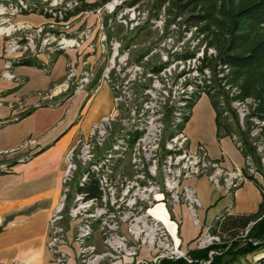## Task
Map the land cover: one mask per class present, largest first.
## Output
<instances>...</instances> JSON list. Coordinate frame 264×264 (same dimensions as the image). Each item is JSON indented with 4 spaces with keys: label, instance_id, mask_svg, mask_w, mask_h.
Here are the masks:
<instances>
[{
    "label": "built area",
    "instance_id": "1",
    "mask_svg": "<svg viewBox=\"0 0 264 264\" xmlns=\"http://www.w3.org/2000/svg\"><path fill=\"white\" fill-rule=\"evenodd\" d=\"M10 8L13 12L20 11L21 8H28V3L19 0L18 5L10 6ZM60 21L65 22V20ZM47 25L53 27L55 21L50 20ZM64 26H67V23ZM43 27L39 26L37 30L43 31ZM57 32L60 35L63 30H57ZM54 34L51 36L56 37ZM43 40H47V37ZM31 41L32 39L27 36L24 43L14 39L7 42L8 56L5 58V69L2 75L13 77L8 67L13 64L12 59L19 57L15 52L18 49L25 52L32 47ZM73 44L79 45L80 43L73 38L71 45ZM88 46L92 47L93 43L88 42ZM114 56L115 54L109 59V64L105 67L102 76L113 91L112 109L92 122L88 131L79 136L65 154L63 189L49 217L47 241L56 264H68L69 255L63 248L68 243L66 217L75 220L74 240L77 243L81 264H104L105 260L113 261L124 257L135 258L130 264L140 262L154 264L163 257L183 256L187 258L182 249L175 247L166 226L150 211V208L160 199V194L165 193L167 197L163 196V199L166 197L169 202H178L183 199L194 222L198 223L196 208L199 200L192 186L182 184L184 179L206 174L227 194L250 180V176L255 178L261 176L264 191V136L261 135L264 119L250 116L253 121L250 136L260 155L261 168L257 167L249 154L244 156L242 167L226 168L219 160L208 155L203 142H198L192 149L187 133L183 128H178V125L183 122L184 114L189 111L188 103L196 93H202L201 87L199 88V85L186 79L178 80L182 75L185 77L186 73L171 78L170 82H162L159 88L155 87L153 82L147 83L143 86L146 96H141L140 104L129 106L126 116H119L118 111L125 104L130 93L127 84L135 79L139 66L135 63L133 68L129 69L126 78L118 82L115 80L116 75L124 77L121 71L126 57L124 54L119 56L116 63ZM86 63L87 60L82 59V65ZM147 73L149 77H159L161 73L167 76L165 67L158 72L149 70ZM76 75L77 68L70 66L66 80L61 86V89H66L71 82L73 87L70 95L84 87L92 77L93 71L86 66L81 70L79 77ZM45 102L49 103L47 100ZM250 102L249 98L232 100L241 120L247 117ZM165 105L171 108L173 133L164 138L162 133ZM116 123L119 124V130L113 131ZM95 147L104 148V151L95 155ZM29 157L30 154H26L19 159L26 160ZM124 158L128 159L131 175L123 168L119 172L116 171L118 164ZM78 162L83 166L77 183L78 191L75 192L70 206L65 209L69 190L68 181L72 178ZM9 165L8 161L3 160L0 162V169L7 170ZM91 179L97 181L100 190L97 195H89L87 191L79 189L86 186ZM81 198L84 199L79 200ZM96 220L105 244V249L101 251L96 250L94 243L88 242V238L95 230ZM217 239V235L207 231L198 241V246L205 241L210 242ZM143 251L150 256L140 255Z\"/></svg>",
    "mask_w": 264,
    "mask_h": 264
},
{
    "label": "crops",
    "instance_id": "2",
    "mask_svg": "<svg viewBox=\"0 0 264 264\" xmlns=\"http://www.w3.org/2000/svg\"><path fill=\"white\" fill-rule=\"evenodd\" d=\"M4 3V2H3ZM6 8L7 5H6ZM29 13H18L17 17L27 20ZM7 38L0 35V131L6 130L14 124L23 122L30 117L41 113L42 110L54 106L42 105L43 98L36 95L35 91L44 89L51 84H56L64 74L65 65L70 60L79 61L81 57L75 55L74 50L59 51L54 60L49 64L44 55H33L37 61L43 62L46 67L30 64H12V70L24 79L20 84L4 78L1 75L2 61L8 56L6 51ZM86 56L94 73L83 88L70 96L63 103L70 105L68 117L57 119L60 127L56 132L45 135L43 126L38 129L40 139L32 145L23 144L18 147L24 134L31 129L22 132L7 130L0 135V160L10 163L7 170L0 169V264H56L48 248L49 217L57 204L63 189V174L66 167L65 154L81 132H86L92 122L112 109V90L108 106L99 112L94 118H86V113L95 98L96 91L105 82L102 79L105 69L106 56L101 50L95 52L88 49ZM20 56V54H18ZM104 63L101 71V81L93 86L97 76V70ZM58 63V68L57 67ZM44 71V72H42ZM92 84V85H91ZM15 102L16 105H10ZM45 102V101H44ZM57 106V107H59ZM33 107L27 115L15 118L21 111ZM56 107V108H57ZM77 107V109H76ZM76 117V120H73ZM216 111L209 96L202 93L191 108V113L183 129L189 138L190 147L193 149L198 142H203L208 155L226 168L242 167L244 156L240 163L229 154L224 146L225 139H234L230 135L220 138L216 136ZM72 118V121L65 122ZM65 124V126H64ZM236 145V143H235ZM34 147V148H32ZM33 149V151H32ZM5 150L8 153L3 154ZM30 154L26 160H20L23 155ZM205 174L190 177L187 184L193 187L199 200L196 208L198 223L193 220L192 214L186 207L183 199L178 202H169L166 194H160V199L150 208L152 214L157 216L166 226L170 236L183 251L198 246V240L207 231L215 218L224 212L248 213L257 209L262 199L260 187L252 180H247L237 186L228 201L212 208L215 198L220 194V186H214L209 182ZM207 176V175H206ZM197 177V178H195ZM208 177V176H207ZM208 185L204 188L200 181ZM261 183L263 178L257 177ZM239 187V188H238ZM223 190V189H222ZM226 194V193H225ZM163 196H166L163 199ZM226 202V203H225ZM210 217H207V216ZM209 218V219H208ZM68 243L63 246L67 251L68 264H81L78 257L77 243L73 236L75 220L66 219ZM197 240V241H196ZM143 255V254H142ZM134 257L107 261L104 264H130Z\"/></svg>",
    "mask_w": 264,
    "mask_h": 264
},
{
    "label": "trees",
    "instance_id": "3",
    "mask_svg": "<svg viewBox=\"0 0 264 264\" xmlns=\"http://www.w3.org/2000/svg\"><path fill=\"white\" fill-rule=\"evenodd\" d=\"M104 1L74 0V4L65 9L60 5L47 7L40 6L38 2H27L28 8H21L19 12L35 11L56 20H68L71 15L95 9ZM141 5H144L141 8L148 18L158 19L163 16L166 27L171 23H183L186 30H190L192 37L197 38V46L174 50L170 60L186 62L194 58L197 61L179 74L195 69L198 71L196 75L202 76L200 82H197V76L187 81L201 85L202 93L209 96L216 111L217 138L232 136L243 156L251 155L257 167L261 168L260 155L250 136L253 125L250 116L264 119V0H121L117 7ZM200 45H203L201 53L197 54ZM170 60L149 65L147 68L158 72ZM12 63L46 67L32 54L16 57L12 59ZM202 93H196L188 103L189 111L184 114L183 122L178 128L184 127L192 106ZM247 98L251 99V102L245 119L246 128L242 129L237 112L231 108L235 114L234 125L224 111L226 107H230L233 99ZM164 107V119L170 122L171 108L167 105ZM32 109L33 107L21 111L15 118L27 115ZM171 133L173 129L169 131V134ZM261 135L264 136V127ZM250 180L262 191V199L256 210L248 213L219 214L208 228V232L217 235L219 240L188 249V259L163 257L155 264H230L240 255L255 254L258 247L264 245V191L257 178L250 176ZM79 189L87 191L89 195H97L100 192L95 179H91L86 186ZM249 264H264V252L250 259Z\"/></svg>",
    "mask_w": 264,
    "mask_h": 264
},
{
    "label": "rangeland",
    "instance_id": "4",
    "mask_svg": "<svg viewBox=\"0 0 264 264\" xmlns=\"http://www.w3.org/2000/svg\"><path fill=\"white\" fill-rule=\"evenodd\" d=\"M24 1L30 3L38 2L40 6H47V7L49 6L57 7L58 5H60L62 9H65L66 7H71L73 3L72 1L74 0H24ZM120 2L121 0H105L101 5L97 6L95 9L80 11L76 14L71 15L68 20H65V22H61L60 20H56L55 18H51V17H46L45 15L35 11L13 12V9H11L10 6L17 5L19 3V0H0V35H4L7 38V42L10 41L11 39H14L20 41L21 43H24L27 40V36H29L32 39L31 41L32 47L28 48L25 52H23L21 49H18L16 50L15 53L20 54L22 52L20 55L42 54L44 55L45 60L47 61L48 64L52 62L54 60V56L59 51L62 50L66 51L72 49L74 50L76 56L81 57L79 61H75V62L74 61L72 62L70 58L67 60L68 62L65 65L64 74L62 75L60 80L57 81L56 84L54 85L51 84L44 89H39L35 91L37 96L44 99L42 100V102L47 100L50 106H54L56 105V103L62 102L60 106L56 105L54 106L55 107L54 109L49 108L46 110H42L41 113L34 115L23 122L11 125L6 130L0 131V135L6 132L7 130H10L12 132H22L24 129L25 130L31 129L30 132L24 134V137L21 139V141L18 144L19 145L18 147H23L24 143L27 145L29 144L35 146L36 145L35 143L40 139L41 137L40 133L42 132H45L46 133L45 135L51 133L52 131L56 132V130H58L60 127V122H57V119L60 117H62V119L67 118L68 117L67 113L68 111H70L69 110L70 105H68V103H63V101H65L70 96L73 97V94L70 95V90L73 87L71 82L68 84L66 89H61V86H63V82L66 80V74L68 72V69L70 68V66L76 67L77 68L76 77H79L81 70L86 68V66L92 69L94 73V69L92 68V66L89 63V60L86 57L89 54L88 49L90 48L92 52L101 50V54L106 56V60L108 59V61L106 62L107 64L105 65V67L108 66L109 59L113 54H115L114 59L116 63H117V58L124 54L126 59L122 63V71H121V75H123L124 77L116 75L115 80H117L118 82L120 81V79L126 78V76L129 73V69L133 68L132 66L135 63L139 66V69L135 74V79H133V81L127 84L130 93L126 98L127 100L125 104L122 105L120 107V110L118 111L119 116H126L129 106H135V104L136 105L140 104L139 101L141 100V98L146 96L143 88L145 84L153 82L155 84V87L159 88L163 84L162 82L164 81L170 82L171 78L173 79L175 78V76L178 77V75L182 74V73L179 74L180 71L187 69L188 67H192L194 64L197 63V61H195L194 58L191 59L190 61L187 60L186 62L180 60H170V55L174 50H185L187 48L191 49L194 48V45L197 46L196 43L197 38L192 37L190 30H186L185 25L183 23L181 24L171 23L166 27L164 26L163 16L159 17L158 19L148 18L145 12H143L141 8L144 7V5H141L139 7L123 6L118 8L117 6L118 4H120ZM6 5L8 8H6ZM18 13H29V16L25 17L27 18V20H23L17 17ZM50 20L55 21V26L49 27L47 25ZM65 23H67V26H64ZM39 26H44L43 31L37 30ZM57 30H63V33L58 35ZM44 32L47 33V35ZM52 34H54L56 37H52L51 36ZM45 37H47V40H43ZM73 38L75 39V41L79 42L80 44L71 45ZM88 42H92L93 46L89 47ZM202 46L203 45L199 46L197 54L201 53ZM20 47L21 46H19V48ZM209 51H212V49H209ZM82 59L87 60L86 65H82ZM165 60H170L169 63H167V65L165 66V74L167 76L161 73L159 77L156 76L149 77L148 76L149 73H147L149 69L147 67L152 64L161 63ZM4 62H5V58L2 61L1 75H2V71L5 69ZM104 63L105 62L101 63L100 64L101 66H99V70H97V76L95 77L96 79L94 83H92L93 86L97 85L101 81L100 71ZM12 67L13 65L11 64V66L8 67V69L10 70V72L13 73V77H8L6 75H2V76L17 84H20L24 78L21 75L14 72L12 70ZM57 68H58V63L55 69ZM132 73H134V71H132ZM196 74H198V71L193 69L189 72H186L185 77H183L182 75L179 79L178 78L177 79L184 81V79L188 80L189 78H193L197 76L196 80L197 82H200L202 80V76ZM112 76L115 77L114 74ZM76 77H74V79H76ZM111 90L109 87V83L107 81L103 82V84L95 93V98L85 115L86 118H90V119L94 118L99 112L103 111V109L108 106ZM112 96H113V91H112ZM221 104L224 105V102L221 101ZM10 105L15 106L16 103L10 102ZM231 108L234 111H236L232 101L230 107H226L224 114L228 116L229 120L233 121L234 125H236L234 122L235 114ZM74 119L76 120V117H73V120ZM238 119L242 125V129L246 128V121H245L246 118H243L241 120L238 115ZM70 120L72 121V118L71 119L68 118L65 124L67 122L69 123ZM163 122H164V130L162 134L163 137L165 138L167 135H169V131L172 129V122L171 119L170 122H168L164 118H163ZM40 125L43 126L44 128L42 132H39L38 130L40 128ZM114 130L117 131L119 130L118 123L114 125L113 131ZM86 132H81L78 135V137L84 135ZM236 135H238L237 132ZM224 146L227 152L231 154L232 157L236 158L240 163L242 162V157L239 152V149L231 139L226 138ZM94 151H95V155H98L99 153L104 151V148L95 147ZM2 153L6 154L8 152L5 153L2 151ZM2 161L3 160H0V162ZM122 168L129 175L132 174L127 158H124V160L118 164L116 171L119 172ZM82 169H83L82 164L78 162L77 168L74 170L72 178L68 181L69 190L67 192L65 209L66 207L68 208L70 206L72 200L75 197V192L78 191L77 183L79 176H81L82 174ZM203 176L208 178L206 174ZM189 180L190 177L184 179L182 181V184L183 183L187 184ZM209 182L215 186V183L213 181L209 180ZM200 185H203L205 188L208 184L202 180L200 181ZM219 191L220 194L217 196V198H215L214 200L215 202H213L212 208L219 206L221 203H224V201H228L229 198L232 197L231 195L232 193L225 194L222 190V187L219 188ZM83 199L84 198H81L79 200H83ZM207 217L210 216L208 215ZM94 228L95 230L91 234L90 238H88V242L94 243L96 245L97 251L104 250L105 244L102 240V235L100 233V228L97 220L94 223ZM73 229H74L73 231V236H74L75 226L73 227ZM217 240H219V237ZM212 241L210 242L205 241V243H202V245L200 246L208 245ZM175 247L178 246L175 244ZM258 249L255 254L249 253L246 255L238 256L230 264H249L250 259H254L260 256L264 252V245H260ZM142 254L143 256H147V257L150 256V254H146L145 251L140 253V255ZM185 254L187 255L188 258L187 251L185 252ZM179 257H183V256H179ZM107 261L108 260H105V263ZM139 264H146V263L140 262Z\"/></svg>",
    "mask_w": 264,
    "mask_h": 264
},
{
    "label": "bare ground",
    "instance_id": "5",
    "mask_svg": "<svg viewBox=\"0 0 264 264\" xmlns=\"http://www.w3.org/2000/svg\"><path fill=\"white\" fill-rule=\"evenodd\" d=\"M70 44V43H69Z\"/></svg>",
    "mask_w": 264,
    "mask_h": 264
}]
</instances>
